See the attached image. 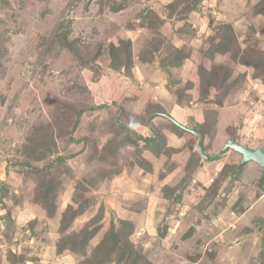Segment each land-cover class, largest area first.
Masks as SVG:
<instances>
[{"label":"rangeland","instance_id":"374dc122","mask_svg":"<svg viewBox=\"0 0 264 264\" xmlns=\"http://www.w3.org/2000/svg\"><path fill=\"white\" fill-rule=\"evenodd\" d=\"M170 118L264 143V0H0V264H264V167Z\"/></svg>","mask_w":264,"mask_h":264},{"label":"water","instance_id":"95a60500","mask_svg":"<svg viewBox=\"0 0 264 264\" xmlns=\"http://www.w3.org/2000/svg\"><path fill=\"white\" fill-rule=\"evenodd\" d=\"M177 124H179L181 127L185 129L191 130L193 133H195L198 136V141L196 142L197 147L204 157L205 160H214L218 156L228 152L230 149H234L239 151L242 154L241 161L239 163L238 168L246 165L250 161L257 162L259 165L264 167V143L257 146V148H251L247 146L246 144H241L239 142H236L233 138H229L227 142L224 143V146L217 150L214 154H207L205 153L203 149V134L200 130H198V123L194 120L193 121V127L188 128L185 125L181 124L177 120L173 119Z\"/></svg>","mask_w":264,"mask_h":264},{"label":"trees","instance_id":"16d2710c","mask_svg":"<svg viewBox=\"0 0 264 264\" xmlns=\"http://www.w3.org/2000/svg\"><path fill=\"white\" fill-rule=\"evenodd\" d=\"M179 104H182L181 101H179ZM170 120L172 121V124L173 125L177 126L178 128L180 127V128L183 129V127H181L179 124H177L172 118H170ZM148 125L153 128V126L151 124H148ZM127 129H128V127H127ZM198 130H200L202 132V134H203V131H202L201 128H199ZM155 133H156L155 136H149V137H147V136L139 135V137L144 142L154 143V142H156V138L159 140V137L161 136L158 132H155Z\"/></svg>","mask_w":264,"mask_h":264},{"label":"crops","instance_id":"0c3cea01","mask_svg":"<svg viewBox=\"0 0 264 264\" xmlns=\"http://www.w3.org/2000/svg\"><path fill=\"white\" fill-rule=\"evenodd\" d=\"M186 118V117H185ZM178 120V119H177ZM180 122V121H179Z\"/></svg>","mask_w":264,"mask_h":264}]
</instances>
